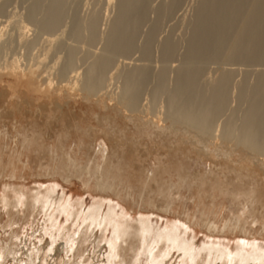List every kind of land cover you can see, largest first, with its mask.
Listing matches in <instances>:
<instances>
[{"label":"rangeland","instance_id":"rangeland-1","mask_svg":"<svg viewBox=\"0 0 264 264\" xmlns=\"http://www.w3.org/2000/svg\"><path fill=\"white\" fill-rule=\"evenodd\" d=\"M70 1L71 3L68 4L66 10L67 12H65V15L62 20L63 23L61 22L59 26V29L61 31L58 28L55 29L58 32L56 34L59 37V39L57 37L58 39L57 40L55 39L56 38L55 30L47 32V34H43L42 33L43 30L37 27V24L35 23L33 24V20L29 21L30 20L29 11L31 8L30 5H32L33 2L32 0H7V1L0 0V8L3 7V9L2 8L0 9L2 11V12L0 11L1 25L3 24L5 25L7 21L12 20L11 17H13L14 20L11 22L15 24L22 22L24 24L27 23L29 25V28H26L29 31L27 30L26 32V29H24L25 31H23L24 34L26 33L25 35L27 37L23 36L24 34L21 32L23 34L21 36H23L24 38L23 37L21 38L20 36L21 33L17 34L19 33V31H17V24L15 25L9 21L10 24L8 22L7 23L10 26L8 24H7L8 26L5 25L4 28H3L4 25L2 27L0 26V36L2 34L4 37V38L0 37L1 39L0 48H2L0 49V64L3 63L2 65H5L7 63L6 61L12 60L13 58H18L19 61L21 62L22 67L28 66L29 64L31 65V62L32 64H34L42 61L41 70L45 69V71L47 72V73L44 72L43 75H41L40 77V79H42L41 83L44 82L42 84V88L44 87L43 89L45 90L49 88L48 91L50 90L52 91L53 88H54L53 90H56L57 88H58L57 90L64 89L63 92L66 93V94L63 93V98L61 97L59 99L60 102H58V99L55 98L51 100L46 98L45 99L41 98L42 100L36 99V101H38V103H36L34 99L29 98L28 101L32 103L30 109H32L33 112L29 113L27 116H18L19 118H17L18 120L22 119L20 121H23V125L25 129L20 128L18 135L16 134V131L15 134L20 139L22 138L23 133L25 131H28V133L31 131L30 132L31 134L32 132H34V135L38 134V139H37L38 144L37 142L36 144L38 145L39 149L35 144L36 150L35 152L31 153L30 160L32 161H30V164L27 166V168H24L23 165L24 163H18L19 168L17 170V173L15 174L16 177L8 176L10 175L9 173L10 171L8 172L4 171L5 175L2 173L3 171H0V173H2V175L0 174V249H4V250L8 249V251H4L7 253V254L5 253L6 256L5 260L2 261L0 260V261L3 264H14V263L16 264L17 262H19L18 256H20L21 253L28 251L26 253L31 254L34 251L33 253L35 258L37 256V258L34 259L36 261V264H41V263L46 264L47 259H45L46 258L45 256L49 254L48 252L49 249H51V247H54L57 250L56 253L58 254L57 260L62 258L60 261L63 264H96V263L97 264H190L191 263L190 258L188 256L190 255L191 257L190 254L191 252L187 253L184 250L179 251L177 248H173L172 244L168 243V240L166 239L160 240L158 242V245L154 248L151 256L145 253L141 255L142 248L139 247L140 243L137 241L138 236L134 238L133 240L134 244L132 247L129 246L127 247L126 250L121 251V253L125 255V261H121V258L112 255L113 250L108 245V242L111 239H113V232H115L113 225L106 223L105 225L104 222L106 221L101 219V222H103L102 226L98 227L97 224L94 222V220L93 221L91 220L93 219V217L91 218L89 217L87 220H85V215L88 214L89 212L92 213V211L90 210H93L98 205H102L101 210L103 214H107L109 212V208H113V210L116 212L114 218L117 221V223L129 222L130 224L135 225L137 228L139 225L138 220L140 217L149 219L152 225V229H151L152 231L150 234L152 236V237L150 236L151 241H153V238H156V236L159 235L160 232H163L166 228H174L175 226H177L180 232H177L176 235L178 237L181 236L177 238L178 239L183 238L187 241L188 244H193L196 246V250L198 254H196L197 255L196 261H194V263L192 264H207L211 256H213V258L211 257L212 263L213 260H215L214 258L218 259L220 256V258L222 259L218 260V264H227V261L225 260L227 257L225 258V256L227 255L228 250H231L232 252L235 253L240 250V247H242L243 244L245 248L244 251L246 253L252 252L253 249H255L256 251L260 250L257 252H264V226H263L264 213L261 214V211L262 210L264 211V207H262L264 205V204L262 205V203H264V155H257V156L251 155L250 152H248L242 146L239 147V145H236L235 142L231 143V142L221 141L220 140L221 137L219 136V135L223 136L222 132L224 133L227 125L230 123L228 121L230 116L232 117L235 116L234 119L237 118V121L236 119L235 120L233 119L235 122L232 120L231 123L235 124L237 127L242 125V121H243L242 115H244L243 112L246 113L247 111L246 107H248V103H245L243 101L241 103V100L237 98L239 97L237 96L239 93L238 85L239 86L240 84L242 85L243 81H246L243 82L245 84L246 83L247 84L250 83V85L254 84L258 73H260L259 71H264V66L257 64H256L257 66L256 65L254 66V64L248 66L241 63L234 62L235 63L234 64L233 62H227V61H224L225 63H223L222 62L223 60L216 62V64L209 63L206 65L205 67L206 71L204 70L203 73L204 76L203 78L201 77L202 78L201 82L203 85H206L207 83L208 84L214 83L218 78H222L223 74L225 75V73H228L230 74L229 76L232 75L230 78L231 88H229V95H228L229 102L227 108H225L226 110H223L221 114L219 113L218 114L219 116L216 115L218 116V118L216 119L215 117V121H213V129L211 133L214 135L215 138H212L211 140L207 136L205 137L201 135L196 136L197 133L196 130L191 129L187 131V129H183V128L180 130L179 128L181 127H179L178 123H174L173 121H170L172 120V117H171V113L170 116L168 114L170 111L168 107L169 101L167 94H163V95L156 94L160 98L153 95L156 93L155 90L157 88V86L155 85L157 84L156 76L160 71L159 69L160 68L162 69V65H161L162 59L160 56L161 44H163L162 42H164L166 40L165 38H168V36L171 37L173 40H175L176 43H178L177 55L174 58V60L172 59L169 61L170 64H168L169 67L167 66V73H166L167 87L169 86L170 90H172L171 88H174L173 85L175 84L174 81L176 77V71L179 65L182 63L181 62L183 60L182 56L185 53V49H186L185 46H187L186 38L189 37L190 34L189 32H191V28L189 29L190 25L188 27V24L190 23L189 20L192 19L194 15L193 12L196 9L195 7L198 5V2L200 0H182L181 6L179 5L172 14L167 15L161 21V23L163 21L164 22L162 24L160 23L161 27L159 26V30L156 29L158 32L155 30L157 36L155 34L156 37L154 36L155 37L154 42H152L151 44L152 47H150L152 48L150 49L152 50V56H151L152 58L150 60L143 61L144 58L141 56L142 54L138 52L139 50L138 48L141 49V47H143V45L146 43L145 42L147 39L146 36L148 35L146 34V30L147 33H149L150 23H152L151 24V28H152V25L156 19L155 12L152 10V14H153L152 15L150 11L147 21L149 20L151 22L146 21L144 23L145 25L143 24V26L139 29L140 30L139 32L141 34L138 33V37L136 38L137 40L136 42L138 44L136 43L137 47H135L136 49H134L135 52L134 51L131 52L133 55L129 53L128 55H126V57L124 55H122L123 57L118 55L119 57L116 56V58H113V61H111V64L106 70L103 77L105 79L104 82H106L105 83L106 85L104 87L105 89L102 88L103 87L102 85L94 86L93 89L89 90L90 92L87 91L88 87L85 88V85H87V78H88L87 75L89 73L88 69H90L93 65L92 63L94 62L93 57H95L96 60L97 55L98 54L101 55L103 53L102 49L105 48L104 43L106 40V35L110 28V24L114 19L113 17L116 16L115 10L117 9L118 0H109V2L108 0H99V1L70 0ZM167 1L169 2L170 0H152L151 7L156 8V6L162 3H166ZM9 15H11V17ZM14 16L18 19H16ZM92 16L97 18L99 17L98 19L99 23L96 32L97 38L95 37L96 39H94V42H91L89 39L86 38V36H88L89 38V33L86 31L85 22L87 23L89 21V18L91 19ZM36 18L39 20L40 17L37 15ZM78 21L83 25H85V29H83V31L85 30L86 33L83 34L84 37L82 35L83 39L81 38V41H79L80 39L79 40L73 39V33L77 26L76 24L78 23ZM29 22L32 23L30 24ZM83 25L82 28H84ZM13 30L16 32H14ZM48 33L52 34L53 39L51 34L48 35ZM16 35H19V37ZM62 36H64L65 39H63ZM48 37L49 38L51 37L52 40L47 39L46 41V38ZM19 38L23 40H19ZM52 41H56V42L58 41L59 45L55 44L56 42L52 44ZM50 43H51L50 47L53 46L55 48L52 47L50 48L49 47ZM84 47L86 48L88 47V48L86 49ZM44 52L46 53V55ZM69 54L72 55L70 56ZM43 55L48 57L47 61L45 62L44 60H46V58ZM136 55L139 56L136 57ZM37 57L41 59H37ZM42 57H44V59ZM68 60L74 61L72 62L74 63L72 67L73 70L69 68L71 66L68 67V62L70 63V61ZM51 61L52 62L54 61V63H52ZM145 62H146V67L147 68L149 67L150 71H152L151 73L153 74L155 73L154 74L155 78L152 75L149 81H147L143 85L144 87L142 86L144 89L141 88L140 92L142 93L141 94L139 93L141 96L139 95V97L135 100L136 107L133 110H126L117 101L119 97L121 98L123 96L121 92L124 93L123 88L125 87V85H124L123 76L125 77L124 74L134 71V69L144 67L143 65H145L144 64ZM150 63L152 64V66ZM230 63H233V65H230ZM65 65L67 68L65 67ZM138 65H140V67ZM49 67H51V69ZM2 68H3L2 70L0 68V105L1 106H3V104H6V102L9 101V97L7 95H9L11 91L17 90V92H22L24 96L22 93L21 96L25 97L26 91L32 90L31 88H33L32 85H30V83L28 85V80L25 79L23 81L16 77L14 78V76H12L9 73L8 69L4 68V66ZM66 70H68L67 71L68 73L66 72ZM49 71L50 72L52 71L53 73H50ZM69 71H73L74 74H76V72L79 73L76 76L79 79L77 80L79 82L75 84L77 86L72 85L73 84L72 81L76 80L77 78L75 79L74 78L75 75L72 74L73 72L70 73ZM63 73L64 74L67 73V75H64ZM83 75L84 77L87 76L85 77L86 80L85 78H83ZM62 77L67 79L64 78L62 79ZM48 79L51 80L50 85L47 81ZM65 81L67 83L69 82L70 86L69 84H66ZM70 81L72 82V84L70 83ZM71 85L74 87V89L72 88ZM80 85L83 86V88ZM65 89L67 91H65ZM68 91H70L71 96L70 94H67ZM105 91L108 94L105 93ZM87 92H89L90 94ZM100 93L102 96L100 95ZM104 93L106 94L105 96H103ZM3 96L4 99H1L3 98ZM67 96L70 97L66 98ZM101 97H103L105 100L102 104H98L96 100ZM111 97H113V99H110ZM153 97H155V99ZM47 100L48 103L46 102ZM66 103L67 106L70 105L71 107L69 113L60 115V113L55 111L56 107H58L59 105H62L67 108ZM12 105H14L13 108L16 109L17 107L16 104L13 103ZM38 105L40 106L38 107ZM42 106L44 108H42ZM26 107L27 106H24V108ZM11 108L12 107H10L9 109ZM41 109L45 111L43 112L41 111ZM39 111H41L40 112L41 114L39 113ZM34 113H39V114L37 115ZM30 115H32L33 117ZM10 116L11 117H9L8 119H5L4 123H7L9 125V121H10L9 119L10 118L12 119V115ZM130 116L132 119L142 120L143 121L142 123L144 124L147 130L144 128V126L140 129L138 128V130L135 129L140 126L139 125L136 126L131 120ZM230 119L232 118L230 117ZM73 122H77L78 124L84 125L86 127L87 126L92 127L93 129L96 128L94 130L95 134L89 137L83 136L81 134L78 135L70 125ZM174 129L175 130L179 129V130L175 132ZM223 129L224 131H221ZM105 131L111 134L113 133V135L116 136L115 138H118L117 140L124 145L123 148L120 149L115 147V142H113V140L110 138L107 139V137L104 135ZM181 131L184 132L183 134L185 137H183V134H180ZM4 133L5 135L7 133L8 135H10L9 131L5 129H4ZM12 133H14V131ZM142 133L143 135H141ZM58 137L60 138L58 139ZM179 137H181L182 139ZM197 137H200L198 138L200 140H198ZM96 138H98V140L104 139L107 142L109 146V152H110L109 154L112 156L113 160L116 161L118 158L117 156H121L124 154V158H123L124 163L126 161H128L126 163H129L130 161L131 162L129 164L130 168L134 165L132 167L133 169L131 170L136 176L134 177L130 176L129 181L132 180L130 182V185L134 187L133 194L135 200H133L132 198H126V196L123 200H120L118 197L114 196L110 192L109 194H102V192L98 191L94 185H92L91 188L85 187L82 184L81 180H79L77 177L73 178V183L66 182L61 177H58V182H55L51 180L50 176H44V175L41 176L38 174L42 172L43 167L48 166L50 164L49 162L52 161L50 157L51 154L49 152L51 147L62 146L69 148L70 145H73L74 142L77 143L78 139L81 140L80 143L83 142L84 145L87 144L86 145L87 147L89 144L94 143ZM39 144H41L42 147H40ZM83 151L88 152L87 148L84 149ZM81 157L79 156V158L82 160L84 159V161L87 159L86 156L84 155H82ZM49 159L51 161H49ZM26 160L28 159L25 156L23 158V161L26 162ZM84 161H82V164H86L85 162L87 160L85 162ZM159 165L161 166V168L163 165L165 166V168L168 169V170L165 169V172H167L166 174L165 172H163L164 174L160 173L161 182L163 179V182L165 181L167 183L164 184V186L165 185L168 186V182L178 183L180 179L179 177H184L186 180L189 179L187 180L188 183L185 184L188 186L184 185L183 189L182 187L181 189H176L174 188V186L171 187L172 191H174V196L172 195L173 196L172 198L174 199L175 204L174 206H172L173 208L170 209L171 211L168 210L167 212L165 211V207H166L165 204L167 200L164 201L165 199H167L166 198L167 196H165L164 193L159 194L160 192L156 189L157 187L155 184L150 185L149 186L150 188L148 187L149 188L148 189L147 187L145 188L143 186L142 180L141 182H139V178L142 179V175L143 177L146 176L147 174L151 175L152 170L156 169L157 166L159 167ZM39 168H42L41 171ZM135 170L138 171V174L137 172L135 173ZM178 172H182L183 176H178ZM182 173L179 174L181 175ZM137 176H139V178H137ZM195 176L203 177L204 180L207 179L205 180V183L208 186L206 185L204 186V183L201 184L203 185L202 187L200 184L196 185V183L194 182V179L196 178ZM216 177H218L220 181ZM215 180H217V182ZM137 182H139L140 184L139 183L137 184ZM190 183L196 186H192ZM212 184H214V187L217 188L210 190V186ZM218 184L224 186L225 188H222L221 186L220 188ZM226 187L228 189L230 188L232 189V187H234L233 189H235V192L233 191V189H232L233 192L232 191L230 192ZM238 187L239 189L241 188V190H239L241 192L238 193V195H235L236 192H239L237 191ZM48 188L49 189L54 188L56 191L54 194L55 199L52 202L53 205L51 204L52 206H50V209L45 208L46 206L45 202H43V204L42 203L37 204L32 199L38 190L44 191L45 193V190H48ZM211 188H213V186H211ZM250 188H252V190ZM253 188L255 190H253ZM217 189L218 190L221 189V190L218 191ZM16 190L23 191L24 193L27 194V197L32 196L31 198L28 197V204L26 206L25 204H22L15 207V206H11L12 204L11 205L5 204L4 198L6 197L7 199L10 200V202L14 201V199L16 198L15 196L17 195ZM156 190L159 193H156L157 192ZM205 190L207 191L205 192ZM176 191H178V193ZM245 191L246 192L248 191L249 193L256 191L254 192L255 194H257L258 192L254 200V203L246 202L249 201L250 198H245L246 197L244 196L246 193ZM208 193H210V195L213 194L214 195L213 196L209 195L210 197L208 198ZM260 193H262L261 199H260L261 197ZM50 194L51 192L47 195ZM150 198L154 199L156 206L144 207L141 205L144 199L145 201H147ZM229 198H231L233 202L232 200L230 202ZM257 202H260L259 203L260 205L257 204ZM245 204L248 206H246ZM251 205L252 207L254 206L256 208V211L258 212L257 214H255L254 217L250 216L249 214V211L252 209V207H250ZM242 206L244 208H242ZM122 207H125L128 210V214L125 215L124 217L119 218L118 216L121 215ZM245 207H247V209ZM243 209H245L244 212L247 211L245 212L246 215L242 214ZM202 212L209 214L212 220L218 222L219 224L218 231L212 230L211 232L210 229L203 226V223L200 220V218L203 216ZM241 215L243 216L242 220L245 221L247 224L245 225L251 229L250 234L248 233L244 234L239 230H236L235 232L228 231L224 233L223 232L224 223L229 221V219L234 220V217L235 219L237 218V220L234 221L232 220L231 223L232 222L236 223L238 221V217H241ZM256 215L257 218H255ZM249 216L251 217V219L248 218ZM244 217L248 218L247 221L246 219H244ZM254 218L256 221L254 220ZM104 225L106 226V229ZM72 238L75 239V244L71 251L70 248L72 246L71 244ZM117 243H119V240L117 241ZM253 244H256L255 248H253L252 246ZM121 245L122 247L127 246L125 242H123ZM209 245H214L213 247H218V246L226 247L228 250L226 249L227 252H225L226 250L224 251L225 253L223 254H225V256L223 257H221L222 255L220 254L222 253H220L219 250L214 251L215 253L210 252L208 255L209 252L208 247H210ZM75 250H78V252H76L75 254L76 256L73 255ZM239 252L242 254L243 251L242 252L239 251ZM35 253H38L39 255ZM112 256L113 258H111ZM26 259L27 257L25 258V263H28L29 259L27 260ZM61 262L60 263L57 262L56 264H62Z\"/></svg>","mask_w":264,"mask_h":264},{"label":"bare ground","instance_id":"bare-ground-1","mask_svg":"<svg viewBox=\"0 0 264 264\" xmlns=\"http://www.w3.org/2000/svg\"><path fill=\"white\" fill-rule=\"evenodd\" d=\"M32 1L33 2H32V5H30V7H31L30 11L28 10L29 11V19H30L29 21L33 20V24L34 23L37 24V27H39L40 29L43 30V32H42L43 34H47V32L53 31L56 28L59 29V26L63 20L65 12H67L66 11L67 6L69 3H71L70 0H32ZM151 1L152 0H118L117 9H116L117 11L115 10L116 16L113 17L114 18L113 21L111 20L112 23L110 24V28L108 30V33L106 35V40L104 43L105 48L102 49L103 53L101 55L98 54L96 57V60H95V57H93L94 62H92V60H91L93 65L90 69H88L89 70V73L87 75L88 76V78H87V85L88 86L85 85V88L88 87L87 91L93 89L94 86H101V85L103 86L102 88L105 89L104 87L106 85L105 84L106 82H104L105 79L103 77H104L106 70L108 69V67L111 64V61H113V58H116V56H118V55L121 57H123L122 55H124L126 57V55H128L129 53L134 51V49H136L135 47H137L136 45L138 44L136 42L137 41L136 38L138 37V33H140L139 29L147 21L150 11L152 14V10H153L155 12V16H156L155 18L156 19L154 18L155 21L152 25V28H151L152 23H150L149 33H147V30H146V34H148L146 36L147 37V39L145 41L146 43L143 45V47H141V49L138 48L140 50V51L138 50V52L141 53L142 55L141 54L140 55L144 58L143 61L150 60L152 58L151 57L152 56V50H150L152 48H150V47H152L151 44H152V42H154V39L157 36V33L155 32V30L156 29L159 30V26L164 22L163 21L161 23V21L167 15L172 14L179 5L181 6L182 0H170L169 2L167 1L168 3L167 2L162 3L158 6H156V8L151 7V5H152ZM108 2H109V0H108ZM106 4H107V2H106ZM108 5H109V3H108ZM1 8L3 9V7H1ZM113 8H114V6H113ZM195 8H194L195 11L193 12L194 15H193L192 19L189 20L190 23L188 22L189 23L188 27L190 25L189 29L191 28V32H189L190 33L189 37L186 38L187 39V43H186L187 46H185V48H186L185 53L182 56L183 57V60L181 61L182 63L179 65V67L176 71V77H175V81H174L175 84L173 85L174 88H171L172 90H170V87L168 86L169 87V89H168L167 83H166V79H167L166 73H167V66H168V64H170L169 61L172 59L174 60V58L177 55L178 43H176L175 40H173L171 37L168 36V38H165L166 40L164 39L165 41L162 42L163 44H161V49H160L161 55L160 56L162 59V62H161L162 63L161 64L162 69L160 68L159 69L160 71L158 70L159 73L156 76L157 84H155L157 86V88L155 90L156 93L153 96L160 98L156 94H158V95L167 94L168 101H169L168 107H169V111H170L168 114L170 116V113H171V117H172V120H170V121H173L174 123H178L179 127H181V128L178 127L180 130L182 128L187 129V131L193 129V130H196V132H197L196 136L197 135H199V136L201 135L204 137L207 136L208 138H210L212 140V138H215L214 135L211 133L212 129H213V121H215V117H216V119L218 118L219 113L221 114V112L223 110H226L225 108H227V105L229 102L228 101V98H229L228 95H229V88H231L230 87L231 86L230 78L232 75L229 76L230 74L225 73V75L223 74V76L220 75V76H222V78H218L219 80L217 79L218 80V81L216 80L217 82L215 81L214 83H211V84L207 83L206 85H203L201 80L204 76L203 75L204 70L206 71L205 67L209 63L210 64L211 63L216 64V62H219L222 60H223L222 61L223 63H225L224 61H227V62H233V63L234 62L241 63V64H245L248 66L253 65V64H254V66L256 64L264 66V0H200L198 2V5ZM108 9H109V7H108ZM111 9H112V7H111ZM180 9H179V11H180ZM37 15L40 17L39 20L36 18ZM66 15H67V13H66ZM179 15H181V14H179ZM9 16L11 17V15H9ZM11 19L12 20H9L10 22L14 21L13 17H11ZM16 19H18V18H16ZM98 19H99V17L97 18V17L92 16L91 19L89 18V21L87 20L88 21L87 23L85 22L86 31L89 33V38H88V36H86L88 34H86L85 36L91 42H94V39L97 38L96 32H97V27H98V23H99ZM9 21H7V22L10 24ZM79 21L76 24L77 25L76 28L74 27L75 30L73 33V39H76V40L80 39L79 41H81V38L83 39V37H84L83 34H85L86 32H85V30L83 31V29H85V25H83ZM7 22L5 25L8 24ZM149 22H151V21H149ZM11 23H13V22H11ZM13 24H15V23H13ZM3 25L0 24L1 27ZM5 25L3 26V28L5 27ZM82 25L84 26V28H82ZM18 26H20V27H18ZM26 28H29V25L27 23L24 24L22 22H19L17 24V31H19V33H17V34H20L21 32L23 33V31H25L24 29H26ZM20 30H22V31H20ZM27 30L28 29H26V32H27ZM14 32H16V31H14ZM82 32H84V33H82ZM22 33L20 34V36L24 34V33L23 34ZM56 33H58V32L55 30V34ZM25 34L23 36L27 37ZM50 34L51 33H48V35H50ZM62 34H60V35H62ZM155 34H156V36H155ZM48 35H46V36H48ZM56 35H55V37H56L55 39H57V37H58V35L57 36ZM82 35H83V37H82ZM16 36L19 37V35H16ZM23 36H21V38ZM51 36H52V34H51ZM0 37H3V35L1 34ZM62 37H63V39H65L64 36H62ZM21 38H19V40H23ZM47 39H51V37L46 38V41H47ZM52 39H53V36H52ZM58 39H59V37H58ZM54 42H56V41H52V44H54ZM58 43L59 42L57 41L55 44L59 45ZM50 45H51V43L49 44V47H50ZM51 47L55 48L53 46H51ZM84 48H86V47H84ZM0 49H2V48H0ZM58 49H60V48H58ZM70 52H72V51H70ZM45 55H46V53H45ZM45 55H43L46 58V60H44V62L47 61V58H48ZM131 55H133V54L131 53ZM138 56L136 55V57H138ZM44 57H42V58L44 59ZM37 59H41V58L37 57ZM56 59H58V58H56ZM142 59H140V60H142ZM49 60H50V58H49ZM57 61H56V63H57ZM68 61H70V60H68ZM6 62L7 63L5 65H2L3 63L0 64L1 70L3 69L2 67L4 66V68L8 69L9 73L12 76H14V78L16 77V78L23 80V81L26 79V80H28V85L30 83V85H32V87H33V88H31L32 90L26 91L25 97H23L24 94L22 92H17V90H13V89H12L13 91L10 90L11 92L9 93V95H7L9 97V101H7L6 104H3V106L0 105V171H3L2 172L3 174H4V171L5 172L10 171L9 172L10 175H8V176L14 177L15 174L17 173L18 168H19L18 163H24L23 164L24 168H27V166L30 164V161H32V160H30V155L32 152H35V150H36L35 144L38 141L37 140L38 134L34 135V132H32V134H33L32 135L30 133L31 132L30 130H29L30 131L29 133H28V131H25L23 133V136L21 139L18 138V136H17L18 132L20 131V128L25 129L24 125H23V121H20L22 119H20V120L17 119V118H19L18 116H27L29 113L33 112L32 109H30V107L32 106L31 105L32 103L29 102L28 99L32 98L36 101V99L39 100L41 98H44V99L46 98L49 100L55 98V99H58V102H60L59 99L61 97L63 98V93H65V92H63L64 89L63 90H60V89L57 90L58 89L57 88L56 90H53L54 89L53 88L52 91L51 90L48 91L49 88H47V90L43 89L44 87L42 88V84L44 82L41 83L42 79H40V77H41V75H43L44 72H46L45 69L41 70L42 61H40L38 63H34V64H32V62H31V65L29 64L28 66H25V67H22L21 62L19 61L18 58H13L12 60H9ZM72 62H74V61H70V63L68 62V67L71 66V67H69L70 69H72V67L74 65V63H72ZM52 63H54V61ZM233 63H230V65H233ZM144 64H145V65H143L144 67H140V65H138L140 68L134 69V71H131L129 73L124 74L125 77L123 76L124 85H125V87L123 88L124 93L121 92L123 96L121 98L119 97L120 99L118 98L117 101L126 110H133L136 107L135 100L142 93V92H140L141 88L144 89L143 85L147 81H149V79L151 78L152 75L154 77L155 73L154 74L151 73L152 71H150V68L146 67V62ZM153 64H154V62H153ZM66 65H67V63H66ZM66 65H65V67H66ZM129 65H130V63H129ZM53 66H54V64H53ZM56 66H57V64H56ZM151 66H152V64H151ZM51 67H49V68L51 69ZM66 68H64V69H66ZM53 69H52V71H53ZM74 70H75V68H74ZM52 71L51 72L49 71V72L53 73ZM67 71L68 70H66V72ZM69 72L71 73L73 71H69ZM259 72L260 73H258L256 81L254 84H252V85H250V83L245 84L243 82H246V81H243L242 85L241 84H240V86L238 85V87H239L238 92L239 93L237 96H239V97H237V98L239 100H241V103H242V101L245 103H248V107H246L247 111L245 109L246 113L243 112L244 115H242L243 116L242 125L237 127L235 124L231 123V121L234 119L235 116L234 117L230 116L232 119H230V117H229L228 121L230 123L227 125L226 130L225 131H224V129L221 130V131H224V133L222 132L223 136L219 135L221 137V139L219 138L221 141L231 142V143L235 142L236 145H239V147L242 146L248 152H250L251 155H254V156L264 155V71H259ZM67 73L66 74L63 73V74L67 75ZM229 73H231V72H229ZM72 74L75 75L74 78L76 79L77 78L76 76L79 73L76 72V74H74V72H73ZM78 76H80V75H78ZM87 76H85V77H87ZM46 77H47V75H46ZM85 77L83 75V78H85ZM63 78L64 77H62V79ZM64 79H67V78H64ZM72 79H71V81H72ZM77 80H79V79L77 78L76 80H74L75 83H74V81H72L73 84L71 81H70V83L73 86H77V85H75L77 82H79ZM85 80H86V78H85ZM47 81L50 85L51 80L48 79ZM48 83H47V85H48ZM66 84H69V82L68 83L66 82ZM78 85H79V83H78ZM82 85H83V83H82ZM43 86H45V85H43ZM69 86H70V84H69ZM73 86H72V88L74 89ZM81 87L83 88V86H81ZM66 89H65V91H67ZM89 92H87V93H89ZM21 93L23 94V96H21L22 95ZM105 93H107V92L105 91ZM105 93L103 96L106 95ZM67 94H70V91H68ZM93 95H95V94H93ZM100 95H101V93H100ZM4 96L1 99H4ZM70 96H71V94H70ZM69 97L67 96L66 98H69ZM97 97H100V96H97ZM153 98L155 99V97H153ZM110 99H113V97H111ZM41 100H40V102H41ZM104 100L105 99L103 97H101V98H98L96 101L98 104H102L104 102ZM46 102L48 103V100ZM13 103H15L18 108L16 106H15L16 109L13 108V106H14V105H12ZM36 103H38V101H36ZM67 103H66V106H67ZM24 106H27V107L24 108ZM39 106L40 105H38V107ZM10 107H12L13 109L12 108L9 109ZM42 108H44V107L42 106ZM33 109H34V106H33ZM52 110H54V109H52ZM70 110H71L70 105H68L67 108L62 106V105H59L55 109V111L60 113V115H64L66 113H69ZM41 111H43V110L41 109ZM41 111H39V113ZM39 113H34V114L38 115ZM141 113H142V111H141ZM143 113H144V111H143ZM10 115H12V119L11 118L9 119L10 121H9V125H8L7 123H4V122H5V119H8L9 117H11ZM216 115H218V116H216ZM30 116H32V115H30ZM236 117H238V116H236ZM130 118H131V116H130ZM235 119L237 121V118H235ZM131 120L133 121V123L136 126H138V125L140 126V127L135 128L137 130H138V128L140 129L144 126V124L142 123L143 122L142 120L132 119V118H131ZM70 125L72 126V129L78 135L81 134L83 136L89 137V136L95 134L94 130L96 128L93 129L92 127H88V126L86 127L84 125L78 124L77 122H73ZM177 126H176V128H177ZM120 127H122V126H120ZM144 128L146 129L145 126H144ZM4 129L8 130L10 135H8V133H7L6 134L7 136H6L4 133ZM179 129H177V130H179ZM177 130L174 129L175 132ZM13 131H14V133H12ZM15 131H16L17 135L15 134ZM113 131H115V130H113ZM135 132H137V131H135ZM147 132H149V131H147ZM181 132H180V134L184 133V132H182V133ZM13 134H15V135H13ZM104 135L107 137V139L110 138L113 140V142H115V147L120 148V149L123 148L124 145L121 144L117 140L118 138H115L116 136H114L113 133L111 134V133H108L105 131ZM141 135H143V133ZM120 137H122V136H120ZM183 137H185L184 134H183ZM59 138L60 137H58V139ZM179 138H181V137H179ZM198 138H200V137H197V139ZM79 139H78L79 143H78V141H77V143L74 142L73 145H70L69 148L62 147V146L51 147L49 152L51 154L50 157H51L52 161L49 159V161H51V162H49L50 164L48 166H46V164H45L46 167H43L42 172H40L42 168H39L40 173H38V174L41 176L42 175L50 176L51 180L55 181V182H58V177H61L66 182L73 183V178L77 177L79 180H81L82 184L85 187L91 188V186L94 185L98 191L102 192V194H109V192H110L114 196L118 197L120 200H123L125 198V196H126V198H132L133 200H135L134 194H133V188L134 187L132 185H130V182L132 180L129 181L130 176H133V177L136 176V175H134V173L131 170V169H133L132 167L134 165L132 164L133 166L130 168V165H129L131 163L130 161H129V163H126L128 161L125 162L126 164L124 163V161H123L124 154L121 156H117L118 158L116 157L117 160L115 161V160H113L112 156L109 154L110 153L109 152V146L104 139L98 140V138H96L95 142L92 144H89L87 147H86L87 144L84 145L83 142L80 143L81 140H79ZM198 140H200V139H198ZM205 142H207V141H205ZM37 144H38V142H37ZM37 144H36V146L38 147ZM39 146L42 147L41 144H39ZM86 148H87L88 152L83 151ZM38 149H39V147H38ZM116 153H118V152H116ZM82 155L86 156V158H87V159L85 158L87 160V161L85 160L86 162L84 161V159L82 160L79 158V156L81 157ZM25 156L28 159V160H26V162L23 161V158ZM114 159H115V157H114ZM81 160L84 161L86 164H82ZM243 161H245V160H243ZM29 169H31V168H29ZM165 169L168 170L167 168H165V166L162 165V168H161V166L159 165V167L157 166L156 169L152 170L151 175L147 174L144 177L142 175V179H140L139 176H137V178H139V182H141V180L143 181L142 184L145 188L146 187L148 188L150 185L155 184L157 187L156 189L160 192L159 193L156 190L157 191L156 193H159V194L164 193V195L167 196L166 197L167 199L164 200V201L167 200L166 204L164 203L166 206L165 211L167 212L168 210L173 208L172 206H174V204H175L174 199L172 198L174 196V191H172L171 187L174 186V188H176V189H181V187H182V189H183V186L186 183H188L187 180H189V179L186 180L184 177H179L180 179H179L178 183L168 182V186L167 185L164 186V184H167V183L165 181L163 182V179L161 182L160 176L163 172H165ZM136 172L138 174V171L135 170V173ZM2 173H0V174L2 175ZM166 173L167 172H165V174ZM179 173H182V172H178V176H183V173L181 175ZM195 177L196 178L194 179V182L196 183V185H198V184L201 185L203 183H204V186L206 185L205 180H207V179L204 180L203 177H198V176H195ZM216 178H218V177H216ZM130 179H133V178H130ZM217 180H215V181L217 182ZM219 181H220V179H219ZM139 182H137V184ZM192 183H193V181H192ZM196 185L193 184L192 186H196ZM185 186H188V185H185ZM202 186L203 185H201V187ZM206 186H208V185H206ZM211 186H213V188H211ZM211 186H210V190L211 189L213 190L215 188L214 184H212ZM218 186L225 188L224 186H222L220 184H218ZM233 188L234 187H232V189ZM144 189H143V191H144ZM232 189L230 188L228 190L231 192ZM250 189L252 190V188H250ZM220 190H218V191H220ZM239 190H241V188L239 189V187H238L237 191H239ZM253 190H255V189L253 188ZM206 191L207 190H205V192ZM233 191L235 192V189H233ZM242 191H244V190H242ZM256 191H254V192H256ZM16 192H17V195L15 196L16 198L14 199V201L10 202V200L7 199V197L4 198L5 204H7V205L12 204L11 206H15V207L22 205V204H25V206H26L28 204V197L29 196L27 197V194L21 190H19V191L16 190ZM50 192H51V194L47 195ZM55 192L56 191L54 188H52V189L48 188V190H45V193H46V195H45L44 191L38 190L32 199L37 204H41V203L43 204V202H45L46 203L45 208L50 209V206L53 205L52 202L55 199L54 198ZM176 192L178 193V191H176ZM240 192L241 191L236 192L235 195H238V193H240ZM245 192H243V193H245ZM254 192L249 193L247 191L245 193V195L243 194L244 196H246L245 198H250V200L246 201V202H249V203L253 202L254 203L256 195L258 194V192H257V194H255ZM134 193H135V191H134ZM261 194L262 193H260V196H261ZM209 195H210V193H208V198L210 196H213L214 194L210 195V196ZM31 197H29V198H31ZM213 198H215V197H213ZM261 198H262V196L260 197V199ZM229 199L231 202L232 199L231 198H229ZM211 201H212V199H211ZM232 202H233V200H232ZM259 203L260 202H257V204H259ZM263 204L264 203H262V205ZM141 205L144 207L145 206H149V207L156 206L153 198H150L147 201H145V199H144L142 201ZM246 206H248V205H246ZM250 207H252V205ZM262 207H264V205ZM101 208H102V205H98L93 210H90V211H92V213L89 212L88 214H86L85 220H87L89 217L90 218L93 217V219H91V220L92 221L94 220V222L97 224L98 227L102 226L103 222H101V219L106 221V222H104V224L106 223V224H110V225L112 224L113 225L115 232H113V239H111L108 242V245L113 250L112 255L115 257L121 258V261H125V255L122 254L121 251L126 250L127 247H129V246L132 247L134 244L133 240L136 236H138L137 241L140 243L139 247L142 248L141 249V255L145 253V254L151 256L154 248L158 245V242L160 240L166 239V240H168V243L172 244L173 248H177L179 251L184 250L187 253L191 252L190 253L191 257H190V255L187 254L190 258V262H191L190 264H192V263H194V261H196V256H197L196 254H198V252L196 250V246L193 244H188L187 241L183 238L178 239L181 236L178 237L176 235L177 232H180L179 228L177 226H175L174 228H166L163 232H160V234L157 235L156 238H153V241H151V238H150L151 235L150 234L152 231L151 230L152 225H151V223H150L151 221L149 219L144 218V217H140L138 220L139 225L136 228L135 225H132L129 222L117 223V221L114 218L116 212L113 210V208H109V212L107 214H103ZM242 208H244V207L242 206ZM245 208L247 209V207H245ZM248 209H249V207H248ZM244 210L245 209L242 210L243 211L242 214L246 215L245 212H247V211L244 212ZM200 213H201V211H200ZM257 213L258 212L256 211V208L254 206L249 211L250 216H253V217ZM262 213H264L263 210L261 211V214ZM127 214H128V210L125 207H122L121 215L118 217L121 218ZM202 215H201L202 217L200 218V220L202 221L203 226L210 229L211 232H212V230L218 231V229H219L218 222L215 220H212L210 218L209 214H207V213L202 212ZM216 215H217V213H216ZM218 215H219V213H218ZM239 215H240V213H239ZM250 216L248 218L251 219ZM242 218H243L242 215H241V217H238V221L236 223H233V222L231 223V221L233 219L232 218H231L232 220L229 219V221H227L223 225V232L224 233H226L228 231L235 232L236 230H239L240 232H242L244 234H246V233L250 234L251 229L248 226H246L247 224L245 221L242 220ZM248 218L244 217V219H246V221ZM255 218H257V215ZM255 218H254V220H255ZM234 220H237V218L235 219V217H234ZM253 221H251V222H253ZM94 222H92V223H94ZM115 224H116V226H115ZM263 226H264V224H263ZM105 229H106V226H105ZM118 240H119V243H117ZM121 242L122 243L125 242L127 244V246L125 245L126 247H122ZM71 244H72V246L70 249L72 251L73 246L75 244L74 238L71 239ZM245 245H246V243H245ZM255 245L256 244L252 245L253 248H255ZM209 246L210 247H208L209 248L208 255L210 252H214V251L219 250L220 253H222V254H220V255H222L221 257H223V256H225V254H223V253L227 252V250H228L226 247H221V246L213 247L214 245H209ZM244 249L245 248H244V244H243V246L240 247V250H239L241 252L243 251L242 254L239 251L234 253L231 250H228L227 255L225 256V258L227 257L225 259L227 261V264H234V263H236V264H264V252H257L260 250L256 251L255 249H253L252 252L246 253L244 251ZM4 251H8V249H6V250L0 249V260L1 261L5 260V258H6V256H5L6 252H4ZM26 252H28V251H26ZM26 252L21 253L20 256H18L19 262H17L16 264H23V263L24 264H36V261L34 259H36L37 256L35 258L34 253H33L34 251L31 254H28ZM48 252H49V254L47 256H45L46 257L45 259H47L46 264H56L57 262L58 263L61 262L60 260L62 258L57 260L58 254L56 253L57 250L54 247H51V249H49ZM76 252H78V250H75L73 255H75ZM35 254H38V253H35ZM67 255H68V252H67ZM113 256L111 258H113ZM26 257H27V259H29V262L26 261L28 263H25ZM211 257L213 258V256H211ZM211 257H210L207 264H218V260L222 259L219 256L218 259L214 258L215 260H213V263H212ZM1 261H0V264H3Z\"/></svg>","mask_w":264,"mask_h":264}]
</instances>
